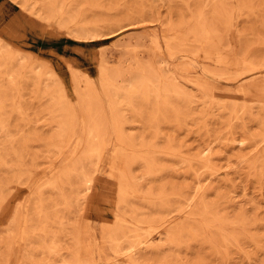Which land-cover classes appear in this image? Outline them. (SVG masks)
<instances>
[{"label": "rangeland", "instance_id": "rangeland-1", "mask_svg": "<svg viewBox=\"0 0 264 264\" xmlns=\"http://www.w3.org/2000/svg\"><path fill=\"white\" fill-rule=\"evenodd\" d=\"M0 264H264V0H0Z\"/></svg>", "mask_w": 264, "mask_h": 264}]
</instances>
